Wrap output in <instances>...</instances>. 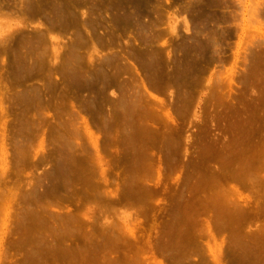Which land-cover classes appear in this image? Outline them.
Wrapping results in <instances>:
<instances>
[{"label": "rangeland", "instance_id": "1", "mask_svg": "<svg viewBox=\"0 0 264 264\" xmlns=\"http://www.w3.org/2000/svg\"><path fill=\"white\" fill-rule=\"evenodd\" d=\"M61 8L65 10L62 15ZM149 34L151 39L148 41L146 36ZM77 42L81 75L71 77L68 72L48 78L45 69L43 71L46 72L27 76L25 70L18 68L19 60L16 58L21 56L19 53L29 54L33 60H39L38 63L45 53L44 67L48 68L50 62L55 61L54 48L61 56L59 62L64 54L68 56L69 47ZM148 50L156 57L152 64L147 63ZM0 54V264H242L240 257L250 256L251 252H257V257L259 253V258L264 260V250H258L264 247V236L259 240L263 239V244H259L261 248L255 245L259 242L257 234L264 235V230H261L264 227V190L251 184L250 179L246 182L245 175L249 172L256 175L255 171L262 170L264 176V164L260 163L264 160V148H260L263 146L260 143H264V0H0ZM125 61L134 63L130 66L136 70L126 68ZM99 64L104 70L109 69L110 75L120 69L117 71L119 79L115 76L110 78L116 79L117 84L98 71ZM180 67L191 72L186 70V74ZM132 73L138 79H132ZM133 80H137L136 83ZM57 81L59 85L55 86ZM37 90L44 96V101L35 97ZM22 91L28 96L20 95L19 98ZM64 91L66 96L63 98ZM136 100H140V105ZM121 103L125 109L120 107ZM127 104L129 107L132 105L131 108ZM2 105L7 110L5 117L1 116ZM141 106L144 109L140 111L138 108ZM133 107H138L136 110L139 111ZM23 108L26 119L31 121L28 126L22 125L19 115ZM131 111L138 112L132 116H141L137 122L130 116ZM128 116L134 125L140 123L142 129L132 126ZM124 123L131 124H128V129L134 127L133 131L126 132ZM257 140L260 141L259 146ZM254 145L260 149H255ZM244 148L249 151L248 159L255 151L253 158L257 159H250L254 164L252 170L263 165L262 169L253 172L246 168L249 160ZM237 150L241 151L239 155L243 153L246 156L245 159L242 155L240 157L247 164L243 165L245 171L249 170L247 173L241 172L242 168L239 170L243 161ZM142 151L146 154L141 156ZM220 152L222 157L228 153L225 160L231 159L229 156L232 155L241 163L237 159V166L232 157V164H223L226 161ZM257 153H263V158H258ZM80 154L86 158L89 156L88 161L91 162L97 158L95 163L100 165V170L96 171L95 167L99 166L94 167L90 161L87 164L86 158L82 162L81 157L80 162V156L77 159ZM260 157L261 161H258ZM138 158L142 162L138 163ZM138 164H143V167ZM137 166L139 171H136ZM92 171L94 176L90 174ZM85 172H89L97 184L86 174L89 180ZM233 172L237 173L239 181ZM135 174L143 176L140 175V179ZM71 177L76 186L70 182ZM86 179L91 181L89 185L100 183L99 192L104 190V196L103 192L100 194L102 197L91 192L98 186L90 188L87 184L84 187ZM66 181L72 184L70 188L78 187V190L66 188ZM130 185H134L132 189ZM54 188L59 189V193ZM84 188L88 189L85 191ZM84 191L92 194L87 195L88 192ZM36 192L52 200L50 202H56L53 205L44 198L50 203L49 211L44 206L46 213L38 204L43 202L41 205L47 206V203ZM218 193H222L224 198ZM255 193L263 194V197ZM35 195L41 203L40 200L38 204L31 201L33 198L36 200ZM213 199H218L216 204L219 205L220 201L222 207V201L225 204V200H230V209L229 204L224 205L225 209L228 207L227 211L219 207L223 213L231 215L221 216L222 211L215 210V202L214 207L211 205ZM30 203L39 209L33 212L35 209L32 207L29 209L31 214H27ZM38 211L39 214L44 213L42 215L49 221L51 219L53 225L63 222L61 220L68 216L72 219L69 222L76 221L71 225L68 221L63 222L65 227L68 224V228L63 227L65 231L80 224L77 229L82 227L79 232L84 233L76 234V227V230L73 228L68 232L72 238L69 239L73 241L67 238L65 231H60L67 235V246L72 243L69 247L74 246L75 252H81L82 248L84 252L73 255L70 249L53 250L44 246L45 238L56 236L55 228L47 232L45 225L48 226V222L44 221L46 218L41 222L42 216L38 217ZM25 214L28 215L25 220L30 222H25L29 230L22 221ZM78 214L80 219H77ZM57 217L60 218L58 222L55 221ZM39 220V225L46 223L42 224L45 230L47 228L44 233H41L44 227L40 229L35 224L34 227L40 231L30 227ZM24 229L26 234L22 239ZM35 230L42 236H48L39 239ZM30 232L36 236L35 240ZM75 234L81 237L78 239ZM25 236L36 241L32 245L36 248H31V242L29 239L25 241ZM89 238L92 241L89 243L95 248L100 246L97 250L93 247L96 252L92 247L88 248ZM41 239L44 245L40 244V248L48 251L47 254L37 250L39 246L36 243L38 241L39 245ZM79 243L88 247L84 248ZM253 243L257 249L252 248ZM246 245L252 248L249 252ZM75 246L82 248L77 250ZM242 247L250 254H243ZM52 250L55 258L50 253ZM59 250L63 253H57ZM214 251L220 255L219 262L214 260ZM257 257L254 255L255 260L253 258L251 262L263 264L261 260L256 261Z\"/></svg>", "mask_w": 264, "mask_h": 264}, {"label": "bare ground", "instance_id": "2", "mask_svg": "<svg viewBox=\"0 0 264 264\" xmlns=\"http://www.w3.org/2000/svg\"><path fill=\"white\" fill-rule=\"evenodd\" d=\"M79 1H81V0H79ZM84 1H85V0H84ZM61 2H62V1H61ZM70 2H71V1H70ZM32 3H33V2H32ZM66 3H67V2H66ZM28 4H29V3H28ZM72 4H73V3H72ZM140 4H141V3H140ZM149 5H150V4H149ZM64 6H65V5H64ZM128 6H129V5H128ZM142 6H143V5H142ZM33 7H34V6H33ZM139 7H140V6H139ZM57 8H58V7H57ZM67 8H68V7H67ZM149 8H150V7H149ZM108 9H109V8H108ZM127 9H128V8H127ZM25 11H26V10H25ZM62 11H65V10H62V8H61V9H60V12H61L60 15H62V14L64 13V12L62 13ZM69 11H71V10H69ZM158 11H159V10H158ZM28 12H29V11H28ZM72 12H73V11H72ZM102 12H103V10H102ZM37 14H38V13H37ZM54 14H55V13H54ZM67 14H68V13H67ZM93 14H94V13H93ZM56 15H57V14H56ZM72 15H73V14H72ZM65 16H66V15H65ZM81 16H82V15H81ZM143 16H144V15H143ZM52 17H53V16H52ZM194 17H195V16H194ZM77 18H78V17H77ZM104 18H105V17H104ZM150 18H151V17H150ZM89 19H90V18H89ZM50 20H51V19H50ZM51 21H52V20H51ZM62 21H63V20H62ZM90 21H91V20H90ZM54 22H55V21H54ZM54 22H53V23H54ZM86 22H87V21H86ZM104 22H105V21H104ZM57 23H58V22H57ZM136 24H137V23H136ZM61 26H62V25H61ZM161 26H162V25H161ZM142 27H143V26H142ZM50 28H51V27H50ZM179 28H180V27H179ZM51 31H52V30H51ZM55 31H56V30H55ZM96 31H97V30H96ZM65 32H66V31H65ZM114 32H115V31H114ZM79 33H82V32H79ZM79 33H78V34H79ZM105 33H106V32H105ZM44 34H45V33H44ZM39 35H40V34H39ZM182 35H183V34H182ZM37 36H38V35H37ZM80 36H81V35H80ZM161 36H162V35H161ZM197 36H198V35H197ZM35 37H36V36H35ZM38 37H39V36H38ZM189 37H190V36H189ZM43 39H44V38H43ZM141 39H142V38H141ZM149 39H151V35H150V34H149L148 36H146V40L149 41ZM27 40H29V42H28V41H27V42L30 43V38L27 39ZM81 40H82V39H81ZM155 40H156V39H155ZM78 42H79V41H78ZM78 42L72 44V45H71V48L69 47L70 50L68 51V56H66V55L64 54V58L62 57V60H60L59 62H57V61H58V58H60L61 56L59 55L58 50H57L56 48H54V50H53V57H54L55 61H53V63L50 62L48 68H45L46 66L44 67V64H46V63H44V62H45V61H44V60H45V59H44V55H45V53H42V54H44V55H41V56H40V59H41V62H40V63H38L39 60H38V61L33 60L32 57L29 56V54L26 55V54H23V53H22V54L19 53V54L21 55V56L19 57V59H17L16 57H14V58H16V60H19V62H18V68H19L20 70H23V71L25 70L24 72H26V74H28L27 76H31V75L33 76V74H35V73L38 74V72H41V73H42V72H46V71H47V73H48V74H46V75L48 76V78H49V76H52V77H53L55 74H57V75H58V74L66 75V74H68V72H69L68 75H70L71 77L74 76V75L77 76V74H78V75H81V71H82V70L80 69V66H81V65H80V62H79V57H80V55H79V44H78ZM5 43H6V42H5ZM8 43H9V42H8ZM20 44H21V43H20ZM80 44H81V43H80ZM34 45H35V44H34ZM17 46H18V45H17ZM37 46H38V45H37ZM184 46H185V45H184ZM20 47H21V45H20ZM42 47H43V46H42ZM149 47H150V46H149ZM196 47H197V45H196ZM15 48H16V47H15ZM24 48H25V47H24ZM152 48H153V47H152ZM12 49H13V48H12ZM27 49H28V48H27ZM35 49H36V48H35ZM143 49H144V48H143ZM158 49H159V48H158ZM19 50H20V49H19ZM42 50H43V49H42ZM77 50H78V51H77ZM145 50H146V48H145ZM48 51H49V50H48ZM143 51H144V50H143ZM152 51H153V50H152ZM184 51H185V50H184ZM20 52H21V51H20ZM43 52H44V51H43ZM46 52H47V51H46ZM141 52H142V51H141ZM145 52H146V51H145ZM48 53H49V52H48ZM149 53H150V56H149V57L147 56V57H148L147 59H149V61L147 62V60H146L144 63L147 62V63L152 64V63L154 62V58H155V60H156V57L152 55L151 50H148V53H146V55H149ZM31 54H32V53H31ZM62 54H63V53H62ZM137 54H138V53H137ZM0 55H1V54H0ZM9 55H10V54H9ZM115 55H116V54H115ZM62 56H63V55H62ZM158 57H159V56H158ZM60 59H61V58H60ZM11 60H12V59H11ZM106 60H107V59H106ZM124 60H125V59H124ZM126 60H127V59H126ZM119 61H120V60H119ZM48 62H49V61H48ZM120 62H121V61H120ZM156 62H157V61H156ZM109 63H110V62H109ZM125 63H126V68H131L130 70H136L135 67H134V69H133V68L130 66V65H134V63H131V62H130L131 64H128L129 62L127 63L126 61H125ZM180 63H181V62H180ZM201 63H202V62H201ZM13 64H14V63H13ZM116 64H117V63H116ZM123 64H124V63H123ZM157 64H158V62H157ZM99 65H100V64H99ZM101 65H102V64H101ZM101 65L98 66V67H99L98 71H99V72H102V75L105 76V77H107V79H109L111 82H112V80H113L114 84H115V83L117 84L116 79H110V78H111V76H113V77L115 76V78L118 77V79H119V75L117 74V71L120 72V69H119V70H115V72H114L112 75H110L112 72L109 74V72H108L109 69H108V70H106V69L104 70V69L101 67ZM107 65H108V64H107ZM117 65H118V64H117ZM141 65H143V64H141ZM145 65H146V64H145ZM153 65H155V64H153ZM16 66H17V65H16ZM102 66H103V65H102ZM115 66H116V65H115ZM124 66H125V65H124ZM155 66H156V65H155ZM165 66H167V64H166ZM181 66H182V65H181ZM13 67H14V66H13ZM142 67H143V66H142ZM152 67H153V66H152ZM161 67H162V66H161ZM187 67H188V66H187ZM187 67H186V68H187ZM43 68H44V69H43ZM87 68H88V67H87ZM116 68H117V67H116ZM116 68H114V69H116ZM119 68H120V66H119ZM180 68H181V67H180ZM182 68H183L184 70H182ZM182 68H181L180 70H182V71H184V72H186V70H188V71L191 72L190 69H186V70H185L184 67H182ZM45 69H46V71H43V70H45ZM83 69H84V68H83ZM114 69H113V70H114ZM155 69H156V68H155ZM192 69H193V68H192ZM80 70H81V71H80ZM95 70H96V69H95ZM159 70H160V69H159ZM162 70H163V69H162ZM162 70H161V71H162ZM98 71H97V72H98ZM149 71H150V70H149ZM173 71H174V70H173ZM182 71H179V72H180L179 74H181ZM188 71H187V72H188ZM165 72H166V71H165ZM168 72H169V70H168ZM177 72H178V71H177ZM177 72H176V73H177ZM187 72H186V74H187ZM190 72H189V73H190ZM12 73H13V72H12ZM121 73H122V72H121ZM133 73H134V72H133ZM133 73H132V79L134 78L133 76L135 75V74H133ZM186 74H185V75H186ZM21 75H22V74H21ZM96 75H98V74H96ZM108 75H110L109 78H108ZM116 75H117V76H116ZM25 76H26V75H25ZM27 76H26V77H27ZM93 76H94V75H93ZM65 77H66V76H65ZM65 77H64V78H65ZM94 77H95V76H94ZM135 77H136V76H135ZM17 78H18V77H17ZM21 78H22V77H21ZM98 78H99V77H98ZM177 78L179 79V77H177ZM177 78H175V80H176ZM19 79H20V78H19ZM60 79H62V78H60ZM91 79H94V78H91ZM107 79H106V80H107ZM134 79H138V78H134ZM153 79H154V78H153ZM178 79H177V80H178ZM63 80H64V79H63ZM95 80H96V79H95ZM139 80H140V79H139ZM25 81H26V80H25ZM90 81H92V80H90ZM118 81H119L120 84H121V81H120V80H118ZM133 81L135 82V81H137V80H133ZM111 82H110V83H111ZM134 82H133V83H134ZM58 83H59L58 81L55 82V84H56L55 86H58V85H59ZM63 83H64V82H63ZM92 83H93V82H92ZM108 83H109V82H108ZM135 83H136V82H135ZM137 83H138V82H137ZM166 83H167V82H166ZM57 84H58V85H57ZM60 84H61V83H60ZM65 84H66V83H65ZM120 84L118 83V85H120ZM118 85H117V86H118ZM131 85H133V84H131ZM139 85H140V84H139ZM158 85H159V84H158ZM34 86H35V85H34ZM121 86H122V85H121ZM129 86H130V85H129ZM182 86H183V85H182ZM182 86H181V87H182ZM37 87H38V86H37ZM41 87H42V86H41ZM186 88H187V87H186ZM39 89H40V88H39ZM139 89H140V88H139ZM24 91L26 92V90H24ZM12 92H13V91H12ZM37 92H38V90H37V91L35 92V94H34L35 97L38 98V100H39V99L42 100V99L44 98V96H43L42 94H40V93H37ZM43 92H44V91H43ZM49 92H50V91H49ZM142 92H143V90H142ZM23 93H24V92L22 91L21 94H18L19 98H20V95H21V97L25 95V93H24V94H23ZM33 93H34V92H33ZM33 93H32V94H33ZM146 93H147V92H146ZM139 94H140V93H139ZM11 96H12V95H11ZM18 96H17V97H18ZM25 96H28V95H25ZM62 96H63V98L66 96L65 91L62 93ZM35 97H34V98H35ZM31 98H32V97H31ZM61 98H62V97H61ZM131 98H132V97H131ZM140 98H141V97H140ZM140 98H139V99H140ZM13 99H14V98H13ZM137 99H138V98H137ZM40 100H39V101H40ZM145 100H146V99H145ZM43 101H44V99H43ZM139 101H140V100H138V102H139ZM143 101H144V100H143ZM41 102H42V101H41ZM138 102H137V100H136V103H137V104H139ZM141 102H142V100H141ZM141 102H140V103H141ZM8 103H9V102H8ZM95 103H96V102H95ZM131 103H133V104H132L133 106L136 105V104H134L135 102H130V104H131ZM127 105H128V104H127ZM132 105H131V106H132ZM139 105H140V104H139ZM15 106H16V105H15ZM122 106H123V107H122ZM131 106L129 107V105H128L129 108H131ZM147 106H148V105H147ZM116 107H117V106H116ZM118 107H119V106H118ZM120 107L123 109V108H124V104L122 105V103H121V104H120ZM126 107H127V106H126ZM141 107H142V106H141ZM1 108H2V109H1V116H2V117H3V116L5 117V113H6L7 110H5V108L3 107V105L1 106ZM24 108H26V106H25ZM24 108H23L22 111H21V114H22V115H21V114H19V115H20L21 120H22V121H21V122H22V125H23V126H28V124H30L31 121L28 120V119H26V117H25V116H26V112H24V111H25ZM27 108H28V107H27ZM121 108H120V110H119V109H118V110L121 111V110H122ZM134 108H135V107H133L132 109H134ZM136 108H138V107H136ZM136 108H135V110H136ZM146 108H148V107H146ZM112 109H113V108H112ZM116 109H117V108H116ZM124 109H125V108H124ZM138 109L141 111V109H142V110L144 109V106H143L142 108H138ZM138 109H137L136 111H139ZM23 110H24V111H23ZM26 111H27V109H26ZM38 111H39V110H38ZM38 111H37V112H38ZM56 111H57V110H56ZM8 112H9V111H8ZM23 112H24V113H23ZM121 112L123 113V111H121ZM128 112L130 113V111H128ZM134 112H135V111H134ZM134 112L131 111L132 114H130V116H131L132 118H133L134 116H136L135 113H138V112H135V113H134ZM27 113H28V112H27ZM126 113H127V112H126ZM133 113H134V116H132ZM6 114H7V113H6ZM31 114H32V113H31ZM39 114H40V113H39ZM56 114H57V113H56ZM37 116H39V115H37ZM58 116H59V115H58ZM130 116H128L129 119H130L128 122H131V121L133 120ZM137 116H138V114H137ZM111 118H112V117H111ZM113 118H114V117H113ZM126 118H127V117H126ZM134 118H135L134 121H136V120H139V119L141 118V116H140V117H134ZM137 118H139V119H137ZM29 119H30V118H29ZM108 119H110V118H108ZM120 119H121V118H120ZM70 120H71V119H70ZM29 121H30V123H29ZM106 121H107V122H110L109 120H106ZM111 121L114 122L113 120H111ZM115 121H116V120H115ZM134 121H132V122H134ZM140 121H141V123H142L143 120H140ZM144 121H145V120H144ZM107 122H106V123H107ZM112 122H111V123H112ZM132 122H131V123H132ZM136 122H137V121H136ZM17 123H18V122H17ZM34 123H35V122H34ZM111 123H110V125H111ZM122 123H123V122H122ZM134 123H135V122H134ZM134 123H132V124H133L132 126L135 127L136 125H134ZM145 123H146V122H145ZM65 124H66V123H65ZM118 124H119V123H118ZM118 124H117V125H118ZM128 124H129V123H128ZM128 124H127V123H126V124L124 123L123 125H126L125 127H127V128H124L125 131H126V129H127L126 132H129V133H130L129 130L131 129V131H133L134 127H132L133 129H132V128L128 129L129 125H131V124H129V125H128ZM137 124H138L137 126H139V127L142 129V127H141L142 125L140 126V125H139L140 123H137ZM35 125H36V124H35ZM127 125H128V126H127ZM107 126H108V124H107ZM115 126H116V125H115ZM115 126H112V127L114 128ZM120 126H122V125H120ZM137 126H136L135 128H137ZM146 126H148V125H146ZM143 127H144V126H143ZM149 127H150V126H149ZM149 127H148V128H149ZM251 127H252V126H251ZM26 128H27V127H26ZM97 129H98V128H97ZM150 129H151V128H150ZM34 130H35V128H34ZM55 130H56V129H55ZM112 130H113V129H112ZM137 130H138V129H136V132H137ZM146 130H147V129H146ZM125 131H124L123 133H125ZM35 132H36V131H35ZM125 134H126V133H125ZM132 134H133V132H132ZM134 134H135V133H134ZM60 135H61V133H60ZM139 135H140V134H139ZM58 136H59V135H58ZM133 136H134V135H133ZM32 137H33V136H32ZM82 137H83V136H82ZM131 137H132V136H131ZM134 137H135V136H134ZM250 137H251V136H250ZM139 138H140V136H139ZM34 139H35V138H34ZM142 139H143V137H142ZM240 139H241V138H240ZM58 140H59V137H58ZM60 140H61V139H60ZM112 140H113V138H112ZM128 140H129V139H128ZM135 140H136V138H135ZM140 140H141V139H140ZM143 140H144V139H143ZM259 140H260V139H259ZM259 140H257L258 146L261 144V145H263V146H260V148H264V143H263V142H262L263 144L260 143L261 140H260V141H259ZM35 141H36V140H35ZM55 141H56V140H55ZM73 141H74V140H73ZM254 141H255V140H254ZM33 142H34V141H33ZM60 142H61V141H59V143H60ZM249 142H250V141H249ZM251 142H252V141H251ZM125 143H126V142H125ZM125 143H124V144H125ZM135 143H136V141H135ZM138 143H139V142H138ZM257 143L255 142V144H257ZM259 143H260V144H259ZM60 144H61V143H60ZM69 144H70V143H69ZM71 144H73V143H71ZM146 144H147V143H146ZM242 144H243V143H242ZM58 145H59V144H58ZM126 145H127V143H126ZM131 145H132V144H131ZM28 146H29V145H28ZM73 146H74V148L76 149V146H75V145H72V147H73ZM146 146H147V145H146ZM237 146H239V145H237ZM254 146H255V145H254ZM258 146H257V147H258ZM133 147H137V146H133ZM243 147H244V146H243ZM245 147H246V146H245ZM249 147H250V146H249ZM257 147L255 146V149H256ZM28 148H29V147H28ZM59 148H60V147H59ZM62 148H63V147H62ZM131 148H132V147H131ZM240 148H241V147H240ZM240 148H239V149H240ZM260 148H259V149H260ZM139 149H140V148H139ZM233 149H234V148H233ZM233 149H231V150H233ZM235 149H236V148H235ZM237 149H238V148H237ZM244 149H246V148H244ZM244 149H243V150H244ZM250 149H251V148H250ZM250 149L248 148V150H250ZM255 149H254V150H255ZM257 149H258V148H257ZM259 149H258V150H259ZM140 150H141V149H140ZM227 150H228V149H227ZM231 150H229L228 152L231 153V152H230ZM263 150H264V149H262V151H263ZM26 151H27V150H26ZM99 151H100V149H99ZM224 151H226V150H224ZM237 151H239V150H237ZM246 151H247V149L244 150V152L248 154L249 151H248V152H246ZM76 152H77V151H76ZM146 152H147V151H146ZM233 152H234V151H233ZM240 152H241V151H239V152L237 153L238 157H240V156L243 154V153H241V155H239ZM245 153H244V154H245ZM254 153H255V151H254ZM254 153H253V155H254ZM62 154H63V153H62ZM131 154H132V153H131ZM135 154H136V152H135ZM143 154H146V153L142 151L141 156H142ZM234 154L236 155V153H233V155H234ZM247 154H246V156H247L246 159L249 160V162H247V160H246L245 162H247V164L249 163V166H250V167H249L247 164H245L244 161L242 160V159H245L246 156L242 155L243 158L240 157V159L242 158L241 161H243V163H244V164H243V163L240 162V159H239V158L237 157V155H236L237 159H239V162L242 164V165H240L241 167L239 168V170L242 168L241 172H243V173L246 172V171L249 172V170H246V171L244 170L245 168L243 167V165H244V166L247 165L246 168H247V169H250V168H251L250 171H253V172H254L256 169H259V168H261V166H263V165H261V164H264V163H263L264 160L261 161V157L263 158V153H262V155H261L260 153H257L256 156H257L258 158H259V156H261V157H260V160L258 159V161H261V162H260L261 164L258 163V164L261 165V166H259V168H256V169H254V170H252V168H253V166H254L253 161L250 160V159H253V160H254L256 157L254 156V158H253V155H252V158H251V156H250V159H248L249 154H248V155H247ZM259 154H260V155H259ZM83 155H84V154H82V155H81V154H80V155H77V157L80 156V159H79V157L77 158V159H79L80 162H81V157H82V162H83L84 158H86V157H83ZM89 155H90V154H89ZM226 155H228V153L225 154V157H227ZM230 155H231V154H230ZM98 156H99V155H98ZM144 156H145V155H144ZM220 156L222 157L221 152H220ZM61 157H62V156H61ZM90 157H91V156H90ZM136 157H137V156H136ZM138 157H140V155H138ZM145 157H147V155H146ZM145 157H144V158H145ZM225 157H222V159L224 158V160H225ZM232 157L235 158V156H232V155H231V157L229 156V158H231V159H228V160L226 159V160H225L226 162H222V163H223V164L225 163L226 165H229V163L232 164L234 161H236V162L238 163V160H237L236 158H235L236 160H235V159L232 160ZM227 158H228V157H227ZM62 159H63V158H62ZM62 159H61V160H62ZM86 159H87V160H86ZM86 159H85V160H86L87 164H89L88 162L90 161V164L92 163L91 165H93L94 167H95L96 165H98V164H96V163H97V161H96L97 158H96V159H95V157L93 158V161H95L96 163H95V162H91V160L88 161L89 156H88ZM126 159H127V158H126ZM145 159H146V158H145ZM219 159H220V158H219ZM256 159H257V158H256ZM73 160H74V159H73ZM146 160H147V159H146ZM230 160H232L233 162L230 161ZM63 161H64V160H63ZM79 161H77V163H78ZM99 161H101V158H100V157H99ZM139 161L142 162L141 159L139 160V158H138V163H140ZM227 161H228V163H227ZM250 161L252 162L253 165L250 163ZM69 163H70V162H69ZM69 163H68V164H69ZM75 163H76V162H75ZM75 163H74V166L77 165V164H75ZM258 164H257V165H258ZM91 165H90V166H91ZM140 165H141V164H140ZM140 165L138 164V166H140ZM142 165H143V164H142ZM142 165H141L140 167H143ZM147 165H148V164H147ZM149 165H150V164H149ZM93 166H92V167H93ZM98 166H99V167H97V166L95 167V169L97 168L96 171H97V170H100L99 168H101L100 165H98ZM130 166H131V165H130ZM135 166H136V165H135ZM138 166H137V168H136V171H139V170H140V169L137 170V169H138ZM221 166H222V165H221ZM234 166H235V165H234ZM237 166H239V163L237 164ZM251 166H252V167H251ZM75 167H76V166H75ZM78 167H79V166H78ZM92 167H91V169L93 170L94 167H93V168H92ZM131 167H132V166H131ZM223 167H224V166H223ZM230 167H231V165H230ZM248 167H249V168H248ZM255 167H258V166L255 165ZM255 167H254V168H255ZM66 168H67V167H66ZM72 168H73V167H72ZM151 168H152V166H150L149 170H151ZM220 168H221V167H220ZM227 168H228V167H227ZM231 168H232V167H231ZM236 168H237V167L235 166L234 170H235ZM243 168H244V169H243ZM77 169H78V168H77ZM83 169H84V168H83ZM89 169H90V168H89ZM132 169H133V168H132ZM141 169H143V168H141ZM232 169H233V168H232ZM261 169H262V168H261ZM263 169H264V168H263ZM145 170L149 171L147 168H146ZM230 170H231V169H230ZM237 170H238V169H236V171H237ZM243 170H244V171H243ZM72 171H73V170H72ZM82 171H83V170H82ZM93 171H94V170H93ZM93 171H92V173H90V174H92V175L95 174V173H93ZM96 171H95V172H96ZM130 171H132V170H130ZM136 171H135V172H136ZM216 171H217V170H216ZM222 171H223V169H222ZM258 171H259V170L255 171V172H256V173H255L256 175H253L254 173H251V172H249V173L246 172V173H247V174H245V175L247 176V180H246V182L250 179L251 184H253V183L256 184L257 186H259V188H262V189H259V190L262 191V190H264V188H263V187H264V185H263V184H264V176H262V175H263V174H262L263 172H261L262 170L260 171L261 173L258 172ZM263 171H264V170H263ZM68 172H69V171H68ZM68 172H67V173H68ZM76 172H77V170H76ZM90 172H91V170H90ZM132 172H133V171H132ZM135 172H134V173H135ZM141 172H142V170H141ZM141 172H140V173H141ZM211 172H212V171H211ZM214 172H215V171H214ZM224 172H225V171H224ZM78 173H79V176H80V172H78ZM88 173H89V172H88ZM88 173L85 172V175L88 174ZM138 173H139V172H138ZM145 173H146V172H145ZM212 173H213V172H212ZM217 173H218V171H217ZM219 173H220V172H219ZM219 173H218V174H219ZM233 173H235V172H233ZM257 173L261 174V176L257 175ZM72 174L75 175L73 172H72ZM81 174L84 175V172H82ZM124 174H125V173H124ZM215 174H216V173H215ZM218 174H216V176H218ZM236 174H237V173H235V176H234V177H237V176H238V175L236 176ZM241 174H242V173H241ZM53 175H54V174H53ZM73 175H72V176H73ZM76 175H77V174H76ZM83 175H82V176H83ZM88 175H89V174H88ZM136 175L138 176V174H135V176H136ZM140 175H141V174H140ZM140 175H139V176H140ZM221 175H222V174H221ZM221 175H220V176H221ZM227 175H228V174H227ZM248 175H249V176H248ZM67 176L70 177L71 175H70V176L67 175ZM86 176H87V175H86ZM89 176H91V175H89ZM93 176H94V175H93ZM139 176H138V177H139ZM141 176H143V175H141ZM141 176H140V179L142 178ZM216 176H215V177H216ZM64 177H65V176H64ZM80 177H81V176H80ZM84 177H85V176H84ZM84 177H83V178H84ZM87 177H88V176H87ZM218 177H219V176H218ZM244 177H245V176H244ZM249 177H250V178H249ZM81 178H82V177H81ZM81 178H80V179H81ZM91 178H92V176L90 177V179H91ZM133 178H134V177H133ZM216 178H217V177H216ZM238 178H239V176L237 177V179H238ZM72 179H73V178L71 177V181H70V182H73V181H74V180L72 181ZM78 179H79V178H78ZM88 179H89V177H88ZM88 179H86V180H87V183H86V185H85L84 187H86L87 184L89 185V182L92 181V179H91V181H89L90 179H89V180H88ZM134 179H135V178H134ZM137 179H138V178H137ZM225 179H226V178H225ZM240 179H241V178H240ZM245 179H246V177H245ZM66 180H68V179H66ZM69 180H70V179H69ZM69 180H68V181H69ZM233 180H234V179H233ZM233 180H232V181H233ZM79 181H81V180H79ZM82 181H84V180H82ZM235 181H236V180H235ZM235 181H234V182H235ZM238 181H239V179H238ZM240 181H241V180H240ZM70 182L67 183V181H66V183H64L65 185L68 184V185H66V188H67V186L72 185ZM92 182H93V181H92ZM212 182H214V181H212ZM215 182L217 183L218 181L216 180ZM215 182H214V183H215ZM224 182H226V181H224ZM58 183H59V182H58ZM62 183H63V182H62ZM73 183L75 184V182H73ZM77 183H78V182H77ZM93 183H95V182H93ZM93 183H92V184H93ZM214 183H213V185H214ZM216 183H215V184H216ZM38 184H39V183H38ZM40 184H42V181L40 182ZM74 184H73V185H74ZM95 184H97V183H95ZM95 184H93V185L90 184L91 186H90V185L88 186V187H90V188H91V187L93 188V186H94V187H95V186H98L97 188H95L96 190L93 188L95 191H92L93 189L91 190V189L89 188V189L91 190V192H93V194H94V192H96V194H98L97 197H102V196H104V192H103L104 190L102 191V192H103V195H102V192H99V186H100L99 184H100V183H98V185H95ZM131 184H132V183H131ZM133 184H134V183H133ZM135 184H136V183H135ZM259 184H261V186H260ZM56 185H57V183H56ZM59 185H60V184H59ZM138 185H139V183H138ZM138 185L136 184V186H138ZM216 185H218V184H216ZM219 185H220V184H219ZM221 185H222V184H221ZM256 185H255V186H256ZM262 185H263V186H262ZM63 186H64V185H63ZM63 186H62V187H63ZM74 186H76V184H75ZM132 186H134V185H130L129 187L132 189ZM136 186H135V187H136ZM250 186H251V185H250ZM252 186H253V185H252ZM37 187H39V186H37ZM52 187H53V186H52ZM56 187H57V186H56ZM62 187H61V188H62ZM217 187H219V186H217ZM217 187H216V188H217ZM222 187H224V185H223ZM47 188H48V187H47ZM69 188H70V186H69ZM69 188H68V189H69ZM73 188H76V187L71 186V188H70L69 190H71V189L73 190ZM77 188H78V187H77ZM77 188H76V189H77ZM80 188H81V187H80ZM80 188H79V189H80ZM100 188H101V187H100ZM137 188H138V187H137ZM137 188H136V189H137ZM224 188H225V187H224ZM36 189H37V188H36ZM64 189H65V188H64ZM68 189H67V191H68ZM85 189H86V188H84V190H85ZM87 189H88V188H87ZM87 189H86V190H87ZM131 189H130V190H131ZM133 189H134V187H133ZM222 189H223V188H220V190H222ZM225 189H226V188H225ZM225 189H224V190H225ZM29 190H30V189H29ZM45 190H47V189H45ZM53 190L56 191L57 189L54 188ZM58 190H59V189H58ZM58 190H57V193H59ZM77 190H78V189H77ZM80 190H83V189H80ZM86 190H85V191H86ZM101 190H102V189H100V191H101ZM216 190L218 191V189H216ZM216 190H215V191H216ZM234 190H235V189H233V191H234ZM259 190H258V191H259ZM27 191H28V190H27ZM38 191H39V190H38ZM48 191H50V190H48ZM55 191H53V193H54ZM59 191H60V190H59ZM75 191H76V190H75ZM85 191H84V192H85ZM136 191L138 192V190H136ZM217 191H216V192H217ZM258 191L256 190V192H258ZM23 192H24V191H23ZM25 192H26V191H25ZM34 192H35V191H34ZM87 192H88V191H87ZM87 192H85V193H87ZM91 192H90V193H91ZM216 192H215V194L217 195ZM220 192H222V191H220ZM223 192H224V191H223ZM263 192H264V191H263ZM44 193H46V191H45ZM48 193H50V192H48ZM48 193H47V195H48ZM53 193H52V194H53ZM77 193H78V191H77ZM77 193H76V194H77ZM90 193L88 192L87 195H88V194L90 195ZM129 193H130V192H129ZM230 193H231V192H230ZM259 193H262V192H259ZM27 194H28V193H27ZM34 194H35V193H34ZM36 194H37V196L39 195L37 192H36ZM55 194H56V193H55ZM55 194H54V196H55ZM66 194H68V193H66ZM73 194H74V191H73ZM91 194H92V193H91ZM100 194H101L102 196H100ZM138 194H139V193H138ZM215 194H212V195H215ZM223 194H224V193H223ZM255 194H257V193H255ZM263 194H264V193H263ZM263 194H262V195H261V194H257V195H261V196L263 197ZM28 195H29V194H28ZM56 195H58V194H56ZM71 195H72V194H71ZM81 195H82V194H81ZM83 195H84V193H83ZM85 195H86V194H85ZM139 195H140V194H139ZM218 195H219V193H218ZM221 195H222V193H221ZM221 195H219V196H221ZM20 196H21V195H20ZM37 196H36V195L34 196V197H36V198H35L36 200H34V198H33V199H31V201H32V200H33V201H37V204H38L39 200H40V203H41L42 201H44L45 203H47V206H46V205H41V204H44L43 202H42L41 204H38V206H39V207H40V206L43 207V208H42L43 210L41 209L42 211H44L46 208H47L46 210L49 211L48 209H50V208H48V203H49L50 201H52V200H48V198L43 197L42 194H41V196L39 195L40 198L42 197V201H41V199H39V197H38V200H37ZM51 196H52V195H51ZM72 196H75V195H72ZM72 196H70V197H72ZM105 196H106V195H105ZM140 196H141V195H140ZM219 196H217L216 198H218V199L220 200L222 196H221L220 198H219ZM223 196H225V195H223ZM32 197H33V196H32ZM48 197H49V196H48ZM56 197H58V196H56ZM63 197H64V196H63ZM88 197H89V196H88ZM95 197H96V196H95ZM212 197H214V196H212ZM226 197H227V196H226ZM44 198H46L49 202L46 201V200H44ZM51 198H52V197H51ZM54 198H55V197H54ZM72 198H73V197H72ZM77 198H78V197H77ZM89 198H90V197H89ZM222 198H224V197H222ZM231 198H232V197H231ZM231 198H230V199H231ZM206 199H207V198H206ZM210 199H211V197H209L208 200H210ZM218 199H216V200L213 199L214 201L211 200V201H213L211 205H213L214 202H215V204H216ZM225 199H226V198H225ZM74 200H75V197H74ZM221 200H222V199H221ZM232 200H233V199H232ZM29 201H30V200H29ZM29 201H28L27 203H29ZM31 201H30V202H31ZM225 201L227 202V203H225V204H227V205L229 204L228 207H229V209H230L231 206H232V204H231L232 202L230 203V200L228 201V199L225 200ZM225 201H224V202H225ZM70 202H71V201H70ZM233 202H234V201H233ZM27 203H26V204H27ZM31 203H33V202H31ZM31 203H30L29 208L27 207L28 210L31 209V208L33 207V206L31 205ZM50 203H52V204L54 205V203H56V202L53 201V202H50ZM50 203H49V204H50ZM221 203H222L223 207L220 206V201H219V205L216 204V206H217V207L220 206L221 209L224 208L223 211H224V210L227 211V210H228V209H227L228 207L226 208V209H227V210H226V209H225V206H224L225 204L223 203V201H222ZM235 203H236V201H235ZM235 203H234V204H235ZM33 204L35 205L36 202L33 203ZM37 204H36V205H37ZM57 204H58V203H57ZM230 204H231V206H230ZM237 204H238V203H237ZM24 205H25V204H24ZM227 205H226V206H227ZM44 206H45L46 208H45ZM49 206H50V205H49ZM214 206H215V205H213L212 207H214ZM233 206L236 207L235 205H233ZM239 206H241V205L239 204ZM35 207H36V206H35ZM217 207H215V210H216V209H217V210L219 209L220 211H222V210L220 209V207H219V208H217ZM242 207H243V206H242ZM24 208H25V207H24ZM27 208H25V209H27ZM33 208H34V207H33ZM33 208H32V209H33ZM237 208H238V207H237ZM34 209H35V208H34ZM37 209H39V208H36L35 210H33V212H35ZM213 209H214V208H213ZM21 210H22V208H21ZM28 210H26L27 212H25V213H27V214H28V213L31 214V213H30L31 210H29V211H28ZM77 210H78V208H77ZM77 210H76V211H77ZM215 210H214V211H215ZM235 210H236V209H235ZM239 210H240V208H239ZM241 210H242V209H241ZM47 211H46V212H47ZM223 211H222V215H221V216H223V214H224V215H227V214L229 213V212H228V213H227V212H226V213H225V212L223 213ZM236 211H237V210H236ZM21 212H22V211H21ZM33 212H32V213H33ZM46 212L44 211V213H46ZM36 213H38V217H39V218L42 216L41 219H42V218L45 219V218L47 217V216L44 217V215H42V214H44V213H40V214H39V211L36 212ZM36 213H33L34 217H35V214H36ZM49 213H50V212H49ZM49 213H48V214H49ZM215 213H216V212H215ZM18 214H19V213H18ZM20 214H21V213H20ZM27 214H25V215L23 216V220H22V221H23L24 224H25V222L27 221V220H25V217H26ZM76 214H77V213H76ZM217 214L220 215L221 213H217ZM242 214H243V213H242ZM244 214H245V213H244ZM22 215H23V214H22ZM40 215H41V216H40ZM51 215L53 216V214H50V216H51ZM70 215H71V214H70ZM72 215H73V214H72ZM213 215H214V213H213ZM228 215L230 216L231 213L228 214ZM232 215H233V213H232ZM234 215H236V213H235ZM234 215H233V216H234ZM52 216H51V217H52ZM56 216H58V215H56ZM56 216H55V218H56ZM74 216L76 217L75 212H74ZM221 216H220V217H221ZM27 217H28V215H27ZM77 217H78L77 219H80V218H79V214H78ZM215 217H216V216H215ZM220 217H219V219H220ZM224 217L227 218L226 216H224ZM35 218H37V217H35ZM66 218H67V219H66ZM66 218H64V219L61 218V219H62L61 221L64 220L63 222H66V221H68V220H69V221L72 220V219H69V216L66 217ZM70 218H71V217H70ZM26 219H28V218H26ZM41 219H40V220H41ZM52 219L54 220V218H52ZM58 219L60 220V218L57 217V220H55V221L58 222V221H59ZM40 220H39V221H36L37 223L32 224L33 226L30 225V227H33L34 229L40 231V229H41L42 227H44L42 224L45 223V222H44V223H41L42 226L39 225L38 222H40ZM226 220H227V219H226ZM44 221H47V222H48V226L45 225V227L48 228V230H47V228H46L47 232H49L50 229L52 230V227H54L55 229L58 228V230L53 229V231H55V235H56V236H51V235L48 233L49 236L52 237L51 239H47V238H45V237L48 236V235H46V236H45L44 234H43L44 236L41 235V233H44L43 231H46V230H45V227L42 228L43 230H42L41 233H37V232H39V231L36 232V230H35V235H36L38 238H39V237L41 238V236L45 238V241H44V238H43V241L45 242V245L43 244L44 242H43L42 244H43L44 246H49L50 249L53 248V250H54V249H55V250H57V249L65 250V248H66V251H67V249H70V250L72 251L73 255H76L77 251H76V252L74 251V246H73V248H72V247H69V246H71L72 243L69 244L68 246L66 245V242H68L67 239H66V237H67V235H68L69 237H67V238H68V239H69V238L72 239V238L70 237V234H68V232H69V233L72 232L74 227H76V229H77V226L80 225V224H78L79 221L77 222V224H78L77 226H76V225H73L74 227L71 228L72 231H71V229H70V231H69V229H68V231H67V230H66V231L63 230V227H65V226L63 225V222H60V221H59L60 224H59V222H58V223H56L57 225H53V224L50 222L51 219H50V221H49V219L46 218V220H44ZM69 221H68V222H69ZM27 222L30 223L29 221H27ZM41 222H43V219L41 220ZM75 222H76V221H75ZM75 222H74V221H73V222H69V225H71L70 223L75 224ZM233 222H234V221H233ZM28 223H26V224L28 225ZM49 223H51V224H49ZM222 223H223V222H222ZM26 224H25V225H26ZM35 224H36V226L39 225L38 227H39L40 229H37L38 227L35 228V227H34ZM45 224H46V223H45ZM61 224H62V225H61ZM64 224H67V223H64ZM220 224H221V222H220ZM27 225H26V226H27ZM50 225H51V226H50ZM67 225H68V224H67ZM67 225H66L65 228H68ZM40 226H41V227H40ZM49 226H50V227H49ZM21 227H22V226H21ZM71 227H72V226H71ZM80 227H81V226H80ZM223 227H224V226H223ZM19 228H20V227H19ZM23 228H24V227H22V229H23ZM25 228H26V227H25ZM69 228H70V226H69ZM27 229L29 230L28 226H27L26 230H27ZM76 229L74 228V230H76ZM260 229H261V228H260ZM260 229H259V230H260ZM26 230L24 229L23 234L21 233V235H22V239H23V235L26 234V233H24ZM32 230H33V229L30 228V231H32ZM60 230L65 231V233H67V235H65V234H64L63 232H61ZM79 230H83L82 227H81V229L79 228ZM79 230L77 229V231H74V232H75V233H76V232H78V233L82 232V231L79 232ZM259 230H258V232H259ZM261 230L263 231V230H264V227H263V229H261ZM261 230H260V231H261ZM19 231H20V230H19ZM33 231H34V230H33ZM53 231H52V232H53ZM84 231L86 232V230H84ZM21 232H22V231H21ZM87 232H88V231H87ZM30 233H31L30 236L35 237V238H34V240H35V239H36V236L33 235L34 233H33V234H32V232H30ZM50 233H51V232H50ZM82 233H84V232H82ZM27 234H29V231L27 232ZM39 234H40V236H39ZM45 234H46V233H45ZM76 234H77V233H76ZM76 234H75V235H76ZM86 234H87V233H86ZM89 234H90V233H89ZM52 235H54V234H52ZM257 235H258V241L262 238V236H264V235H261V236H260L259 233H258ZM27 236H28V235H27ZM30 236H29V237H30ZM72 236H73V234H72ZM76 236H77V235H76ZM259 236H260V237H259ZM77 237H78V236H77ZM80 237H81V236H79L78 239H79ZM82 237H83V236H82ZM40 238H39V239H40ZM255 238H256V236H255ZM263 238H264V237H263ZM25 239H26V236H25ZM27 239H29V238H27ZM27 239H26L25 241L28 242V241L30 240V242H31V248H32V247H35V245H34V246H32V245H33V243H35L36 241L34 242V241L32 240L33 238H32V239H29V240H27ZM70 239H69V240H70ZM82 239H83V238H82ZM256 239H257V238H256ZM10 240H11V239H10ZM37 240H38V239H37ZM73 240H74V239H73ZM73 240H70V241H73ZM75 240H77V239H75ZM262 240H263V239H262ZM262 240H261V241H262ZM32 241H33V242H32ZM41 241H42V239L40 240L39 245L37 244L38 241H37V243H36V246H39V248H38L37 250H40V249H41L44 253L47 254L48 251L45 252V251H44L45 249L43 250L42 248H40ZM79 241H80V240H79ZM85 241H87V240H85ZM245 241H246V240H245ZM256 241H257V240H256ZM261 241H259L260 243L258 242V244H257V243L255 244L256 246H258L257 248H259V246H260L259 244H263V243H261ZM27 242H26V243H27ZM89 242H92V241H91V238H89V240H88V245L90 244V246H89V247H88V245H86V246H87L88 248H90V247L93 248V247H94L93 244H92V243H89ZM229 242H230V241H229ZM247 242H248V241H246V243H247ZM76 243H77V242H76ZM84 243H85V242H84ZM242 243H243V242H242ZM248 243H249V242H248ZM254 243H255V242H254ZM254 243H253L252 248H253V249H257L256 246L254 245ZM19 244H20V243H19ZM29 244H30V243H29ZM42 244H41V246H42ZM46 244H47V245H46ZM74 244H75V243H74ZM74 244H73V245H74ZM86 244H87V242H86ZM13 245H14V244H13ZM75 245H76V244H75ZM79 245L82 246L80 243H79ZM91 245H92V246H91ZM235 245H236V244H235ZM242 245H244V244H242ZM251 245H252V244H251ZM251 245L249 244V246H251ZM28 246H29V245H28ZM86 246H85V247H86ZM97 246H98V245H97ZM97 246H96V248L94 247L96 250L100 248V246H99V248H98ZM247 246H248V245H246V249L249 247V246H248V247H247ZM254 246H255V247H254ZM49 247L47 248L48 250H50ZM75 247H76V246H75ZM82 247H84V244H83ZM82 247H81V248H82ZM85 247H84V248H85ZM244 247H245V245H244ZM31 248H30V249H31ZM35 248H36V247H35ZM45 248H46V247H45ZM76 248H77V250H79L78 248H80V247H76ZM81 248H80V249H81ZM88 248H87V249H88ZM92 248H91V250H92ZM94 248H93V250H95ZM252 248H248L246 251L249 252L250 249H252ZM260 248H261V246H260ZM242 249H243V247H242ZM33 250H34V249H33ZM41 250H40V251H41ZM53 250L50 251V253H51V252H52V253L55 252V251H53ZM61 250H59L57 253H59ZM75 250H76V249H75ZM82 250H83V248L81 249V252H84L85 249H84L83 251H82ZM96 250H95V252H96ZM195 250H196V249H195ZM243 250L245 251V249H243ZM243 250H241V251H243ZM258 250H262V251H263V250H264V247L262 246V249H258ZM68 251H69V250H68ZM246 251L243 252V254H246V253H247ZM29 252H30V251H29ZM34 252H36V251L34 250ZM74 252H75V253H74ZM81 252L79 251V253H77V255L80 254ZM95 252H94V253H95ZM263 252H264V251H263ZM25 253H26V252H25ZM31 253L33 254L32 249H31ZM36 253H37V252H36ZM60 253H61V252H60ZM62 253H63V252H62ZM62 253H61V254H62ZM65 253H66V252H65ZM68 253H69V252H68ZM221 253H222V252H221ZM254 253H255V252H253V253L251 252V255H250V256H249V255H248V256H247V255H242V257H240V258H241L240 260H242V261H241L242 264H243V262H244V263H247L249 260H250V262H251V260H253V258H254V255H255V257H257V255H256L257 252H256L255 254H254ZM260 253H261V251H260ZM29 254H30V253H29ZM39 254H41V253L39 252ZM39 254H38V255H39ZM46 254H45V255H46ZM241 254H242V252H241ZM247 254H250V253H247ZM253 254H254V255H253ZM50 255H51V254H50ZM53 255H54V253H53ZM252 255H253V257H251ZM261 255H263V254L261 253ZM35 256H36V255H35ZM61 256H62V255H61ZM70 256H71V253H70ZM30 257H31V256H30ZM46 257H47V255L45 256V258H46ZM53 257L55 258L56 255H54ZM53 257H52V258H53ZM66 257H67V254H66ZM213 257H214V260H215V261H217V262L220 261V255L218 254L217 251H214V252H213ZM259 257H260V256H259V253H258V257H257L258 259L256 258V261H257V260H261ZM35 258L37 259V256H36ZM40 258H41V257H40ZM50 258H51V257H50ZM57 258H58V257H57ZM57 258H56V259H57ZM61 258H62V257H60V259H61ZM64 258H65V257H64ZM103 258H104V257H103ZM31 259H32V258H31ZM56 259H55V260H56ZM262 259H264V258L262 257ZM33 260H34V259H33ZM52 260H53V259H52ZM254 260H255V258H254ZM104 261H105V259H104ZM202 261H203V260H202ZM204 261H205V260H204ZM204 261H203V262H204ZM256 261H255V263H256ZM262 261L264 262V260H261V263H263ZM34 262H35V261H34ZM203 262H202V263H203ZM207 262H208V261H207ZM252 262H254V261H252ZM252 262H251V264H254V263H252ZM258 262H260V261H257V264H259ZM39 264H42V263H39ZM204 264H205V263H204ZM232 264H233V263H232ZM249 264H250V263H249ZM263 264H264V263H263Z\"/></svg>", "mask_w": 264, "mask_h": 264}]
</instances>
